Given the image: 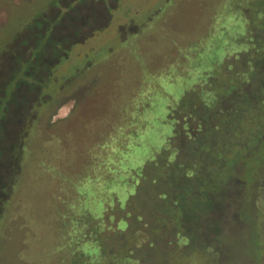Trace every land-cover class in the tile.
I'll use <instances>...</instances> for the list:
<instances>
[{
	"label": "rangeland",
	"instance_id": "obj_1",
	"mask_svg": "<svg viewBox=\"0 0 264 264\" xmlns=\"http://www.w3.org/2000/svg\"><path fill=\"white\" fill-rule=\"evenodd\" d=\"M0 6L10 9L0 40V264H53L52 252L62 244L48 240L49 212L59 205L45 179L41 184L36 178L43 171L32 164L34 153L47 155L50 139H57L60 171L74 181L80 165L90 162V148L103 140L98 135L114 122L122 126L124 113L149 84L163 88L141 115L153 125L141 129L148 141L144 152L164 143L167 104L176 101L181 108L171 147L151 160L137 204L146 223L155 218L153 233H189L183 247L188 254L172 243L153 246L157 264H264V131H255L264 125V104L261 110L256 101L259 77L253 74L246 101L233 96L209 110L192 106L198 97L179 96L192 76L173 82L162 76L165 69L176 71L173 59L183 54L184 39L188 44L204 37L218 7L213 0H0ZM61 90L56 101L47 100ZM251 105L242 128H251L243 137L253 152L241 157L244 169L238 163L224 177L212 159L229 149L225 142L231 139L232 150L240 146L243 139L232 137L241 130L233 119L239 111L232 109ZM14 196L19 214L10 221ZM25 221L41 226L22 227Z\"/></svg>",
	"mask_w": 264,
	"mask_h": 264
},
{
	"label": "trees",
	"instance_id": "obj_2",
	"mask_svg": "<svg viewBox=\"0 0 264 264\" xmlns=\"http://www.w3.org/2000/svg\"><path fill=\"white\" fill-rule=\"evenodd\" d=\"M233 1L213 0L218 7L211 11V19L209 18L207 22L204 37L198 40L192 37L188 44L184 39L183 54H179L177 61L176 58L173 59L176 71L165 69L162 76H168L172 82L179 76L182 78L184 74L186 77L192 76L195 81L185 90L183 97L182 94L179 96L182 100L189 99L192 95L193 98L198 97L199 104L194 101L192 106L199 105L213 110L221 101L231 99L233 96H236L234 99H238L237 101H246L245 98H249L246 88L252 84L255 73L260 80L256 101L261 102L258 107L262 110L264 0H238L237 4ZM202 62L209 63L202 66ZM12 75L10 79L15 80ZM159 88H163L162 85L149 84L143 90L142 98L139 96L138 102L132 101L134 108L130 107L129 112L124 113L122 126H117L118 122H114V128L107 134L98 135L97 140L99 138L103 140L90 148L89 155L86 154L90 162L80 165V175L77 179L75 177L74 181L69 180L60 171L62 167L59 165L57 139H50L47 155L38 151L39 149L34 153L32 164L38 171H43L42 174L39 173L41 176L35 177L41 184L45 179L47 189L54 193L51 201L59 205H57L59 210L52 208L47 220L48 226L50 223L53 230L48 236L49 243L62 242L57 251L52 252V256L55 254V257H52L53 264H157L153 246L168 243L178 245L182 249L188 246L189 243L184 236L189 233L185 235L186 232L182 234L173 230L171 235H165L166 238L157 232L153 233L150 225L154 223L155 218L146 223L144 221L146 216L142 215L140 203L137 204L143 180L145 177L149 179L147 168L154 167L151 160L155 158L158 150L165 152L170 149L178 125L175 113L176 109L181 107L174 106L176 101L170 102L166 106L168 109L164 116V122L169 124L170 130L165 133L161 131V137H165L163 145L155 146L151 151L148 149L147 153L143 151V144L148 142L142 136L143 128L153 125L150 118L141 120V115L151 109L152 96ZM62 90L57 92L56 97L48 96L47 100L56 101ZM252 107L253 105L245 110L237 107L232 109L239 111L235 113L236 118L233 119L235 125H239L241 129L232 137L243 140L240 146L236 147V151L232 150V139L225 142L229 149L224 147L222 156L212 159V168L223 167L224 177L239 164V167L244 169L245 166L241 167L243 165L241 157L248 158L253 152V148H250L252 142L246 143V138L243 137L245 132L250 134L251 128H242L244 119L254 109ZM255 127L257 132L264 131V125L262 128ZM154 170L153 168L152 171ZM28 184L29 178L24 177L21 184L23 193ZM212 194L211 192V195H206L211 197ZM14 200L16 208L11 212L10 221L19 214L17 210L19 201L15 196ZM185 217L186 215L183 219ZM183 219L182 223L186 220ZM21 226L27 228L41 224L38 222L31 225L25 221ZM178 234L181 238H178ZM58 252H61L62 257L57 256ZM187 252L183 250L184 254H188Z\"/></svg>",
	"mask_w": 264,
	"mask_h": 264
},
{
	"label": "flooded vegetation",
	"instance_id": "obj_3",
	"mask_svg": "<svg viewBox=\"0 0 264 264\" xmlns=\"http://www.w3.org/2000/svg\"><path fill=\"white\" fill-rule=\"evenodd\" d=\"M9 15L10 9L6 6H0V40L2 39V36L5 35V31L9 28L8 26L6 27L10 20V17H8Z\"/></svg>",
	"mask_w": 264,
	"mask_h": 264
}]
</instances>
